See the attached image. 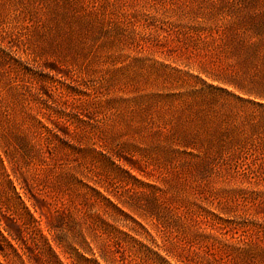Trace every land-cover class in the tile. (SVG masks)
<instances>
[{
    "label": "rangeland",
    "instance_id": "1",
    "mask_svg": "<svg viewBox=\"0 0 264 264\" xmlns=\"http://www.w3.org/2000/svg\"><path fill=\"white\" fill-rule=\"evenodd\" d=\"M218 1L0 0V264H264Z\"/></svg>",
    "mask_w": 264,
    "mask_h": 264
},
{
    "label": "trees",
    "instance_id": "2",
    "mask_svg": "<svg viewBox=\"0 0 264 264\" xmlns=\"http://www.w3.org/2000/svg\"><path fill=\"white\" fill-rule=\"evenodd\" d=\"M218 3L219 13L236 20L228 24L225 33L235 30L250 33L225 41V54L234 63L219 79L227 87L216 90L219 100L234 108L227 117L228 122L235 123L223 127L222 119L218 122L222 140L219 144H225L220 146L218 161L264 165V0H219ZM243 109L246 116L238 123L237 112Z\"/></svg>",
    "mask_w": 264,
    "mask_h": 264
}]
</instances>
